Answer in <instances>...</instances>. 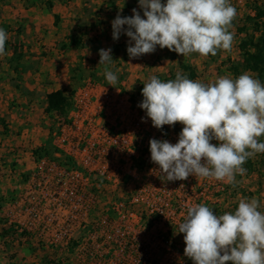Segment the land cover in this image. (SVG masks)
Instances as JSON below:
<instances>
[{"label":"built area","instance_id":"1","mask_svg":"<svg viewBox=\"0 0 264 264\" xmlns=\"http://www.w3.org/2000/svg\"><path fill=\"white\" fill-rule=\"evenodd\" d=\"M141 102L125 85L84 79L67 115L53 114V153L32 155L4 203L8 235L79 264H193L178 225L190 204L228 205L232 186L167 181L149 141L175 144L181 128H155Z\"/></svg>","mask_w":264,"mask_h":264},{"label":"clouds","instance_id":"2","mask_svg":"<svg viewBox=\"0 0 264 264\" xmlns=\"http://www.w3.org/2000/svg\"><path fill=\"white\" fill-rule=\"evenodd\" d=\"M143 17L119 14L112 36L129 38L127 53L136 58L167 48L183 57L207 58L230 52L237 10L231 0H138ZM125 26H127L125 28ZM7 32L0 28V56L5 55ZM134 42V43H132ZM99 64L108 85L118 82L112 70L111 49L99 50ZM139 104L157 129L181 124L178 142L150 139L151 161L167 181L189 176L237 187L244 164L264 154V83L245 72L218 76L210 82L190 79L177 71L174 79L150 75L143 83ZM143 120V118H142ZM216 141V143H213ZM259 198H240L234 211L217 215L204 203L190 204L178 233L184 255L193 264H264V211Z\"/></svg>","mask_w":264,"mask_h":264},{"label":"crops","instance_id":"3","mask_svg":"<svg viewBox=\"0 0 264 264\" xmlns=\"http://www.w3.org/2000/svg\"><path fill=\"white\" fill-rule=\"evenodd\" d=\"M48 2L53 3L52 9H48ZM161 2L166 3V0ZM126 3L131 5L124 9ZM133 9L144 18L138 0H117L116 8H112L110 0H0V28L8 34L6 54L0 56V264H79L75 260H65L66 255L59 258L49 249L39 250L34 241L8 235L3 221L4 203L14 194L16 180L34 168V152L46 148L49 142L52 145L50 134L56 116L46 110L47 96L58 90H69L73 70H81L84 75L95 72L91 66L95 56H99V50L110 48L112 51V21L118 14L124 17L127 12L132 16ZM55 15L59 16L58 24ZM83 20L87 28L83 37L86 47L79 49L71 46L69 40L75 34V25ZM102 20L107 21L106 28L99 25L98 21ZM17 23L23 25L25 33L14 31ZM238 35L239 40L234 41L230 52L220 51L207 58L198 54L183 57L159 46L153 53L136 58L129 56L126 65L131 73L130 80L146 82L150 75L170 77L177 71L185 74L184 66L192 67L197 79L203 82L223 75L236 77L229 68L243 60L240 44L244 35ZM119 37H125L128 47L129 38L123 32ZM43 39L45 42L40 44ZM56 44H61L58 46L64 50L62 57H41L40 50H49ZM62 44H66V48ZM15 45L24 54L18 65L19 72L14 68ZM51 119L54 123L49 126ZM251 161L252 169L246 168L236 193L230 197L231 211L238 207L242 197L259 198L262 202L260 210L264 211V154H257ZM10 169L14 178L9 179Z\"/></svg>","mask_w":264,"mask_h":264},{"label":"trees","instance_id":"4","mask_svg":"<svg viewBox=\"0 0 264 264\" xmlns=\"http://www.w3.org/2000/svg\"><path fill=\"white\" fill-rule=\"evenodd\" d=\"M112 8H116L117 0H110ZM130 3L125 4V8L130 7ZM53 8V3L48 2V9ZM253 10L255 11V15L247 16L246 19L243 21V24L237 27V31L239 34L244 35L241 44L240 49L243 53V60L240 63L232 64V66L229 68V70L238 77L240 74H243L245 72H250L254 74V77L259 79L261 83H264V5H258L255 4ZM55 23L58 24L59 22V16L55 15ZM124 17H131L129 13H125ZM84 34L77 35L73 34L70 37L69 44L73 47L83 49L86 47V44L83 42ZM15 51V57L13 58V61L16 63L15 70L19 72L18 65L23 60L24 54L21 51V48L18 45L14 46ZM63 48H66V44H62ZM122 52L123 53V60L126 62L129 60V55L127 53V47L126 45L116 44L112 48L113 54H118ZM185 74L193 80L197 79V74L195 70L190 66H184L183 67ZM76 70H73L72 74V84L76 85L78 76H76L74 73ZM81 73V72H80ZM82 75L80 76V79ZM175 76L172 75L170 77H161V80L167 81L169 79H174ZM76 82V83H75ZM73 89L70 90H58L55 92L50 93L47 96V112L49 113H56L62 117H65L71 108V96L74 93ZM133 99L136 101L137 96L133 94ZM182 129H180L181 132ZM42 153L49 154V148H39L34 152V155L36 157L41 156ZM252 161L249 159L245 164L244 167L248 170L252 169ZM24 177H27L25 175Z\"/></svg>","mask_w":264,"mask_h":264},{"label":"rangeland","instance_id":"5","mask_svg":"<svg viewBox=\"0 0 264 264\" xmlns=\"http://www.w3.org/2000/svg\"><path fill=\"white\" fill-rule=\"evenodd\" d=\"M136 2H135V4H136ZM231 3H232V5L237 10V16H236L235 20L233 21V28L231 29V31L234 32V34H235L234 41L237 42L236 40H239L238 39L239 38V35H238L237 27L240 26L241 24H243V21L246 19V17L247 16H250V13L253 14V15H255L254 10H253L255 4H258V5H262L263 6L264 5V0H241L240 3H239V0H231ZM98 22H100L99 23L100 26L104 25L105 28L107 27V24H108L107 21L102 20V21H98ZM20 25H21L20 23H17L15 25V27H14V31L17 30L20 33H25L26 29L23 30V27H22L23 25L22 26H20ZM84 25H86L84 20L82 22L77 23L75 25L76 28L74 29L75 34H77V35L84 34L85 35L87 33V32H85V29H87V28H85ZM90 28L92 29V27H90ZM125 28H126V26H125ZM44 42H45L44 39L43 40H40V44H43ZM111 42H113L114 45H116V44H121V45L124 44V45H126L127 44V42L125 41V37H123V38L122 37H119L118 40H114L113 37H112ZM58 45L60 46L61 44H56L57 47L56 46L55 47L53 46L49 50L48 49L47 50H44V51L40 50V52L43 53L41 55V57L42 58H45L46 56L51 57V58H53L55 56H58L59 58L62 57V55H64L65 53H64V50L60 49ZM113 46H112V48H113ZM109 47H110V45H107V48H109ZM126 47H127V45H126ZM42 48L45 49L46 46L43 45ZM111 55H112V59H113L112 70L114 72H116L117 69L119 70L117 72L118 82L116 84H118V85H125V87L127 89H129L133 94H135L137 96V99L138 100H143L142 89L144 87V84H143L144 82L143 81L142 82H135V81L132 82L130 80L131 73L129 71V67L126 65V62L122 58V56H123V53L122 52H120L118 54H113L112 51H111ZM99 60H100V56H95V59H93V62L94 63L92 62L93 65L91 66V68L93 70H95V72H91L89 74H85L84 75L81 72V70H76V72L74 74L76 76H78V80H77V83L75 82L76 85L75 84L74 85L71 84V86L69 88L70 91H72L73 89H76L81 84V82L84 79L88 78V77H94L95 79H97L99 81H106L107 82V80L105 79V77L103 75L104 65H100L99 64ZM81 75H82V77H81L82 79H80V76ZM42 103H40V109H42V106H43ZM43 115L45 116L46 114L43 113ZM40 118H41V122L44 123V120L45 119L43 118V116H41ZM49 123H50L49 126H51V124H53L54 121H52V119H51L49 121ZM176 125L177 126H180L181 129L183 127L179 123H177ZM54 126H55V123L53 124V126L51 128L52 129L51 134H50L51 139H52V132H53ZM47 127H48V125H47ZM213 143H216V141H213ZM47 148H49L50 153H53V147L50 144V142L47 145ZM7 175H8V173H7ZM8 177H9V175H8ZM10 178H12V176H10L9 179ZM240 179H241L240 175H237L236 176V180L239 182ZM237 186H239V185H237ZM236 189H237V187H235V188L231 187V191L232 192H231L230 197H233L234 196V194L236 193ZM231 208H232V206L230 204V205H224V206H222L218 210L217 209H213V210H216L214 212L217 215H219V214H223L225 211H231Z\"/></svg>","mask_w":264,"mask_h":264}]
</instances>
